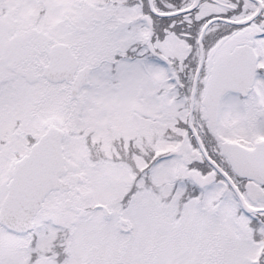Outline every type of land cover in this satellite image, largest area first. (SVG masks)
<instances>
[{"label": "snow or ice", "instance_id": "6c2138e0", "mask_svg": "<svg viewBox=\"0 0 264 264\" xmlns=\"http://www.w3.org/2000/svg\"><path fill=\"white\" fill-rule=\"evenodd\" d=\"M0 264H264V0H0Z\"/></svg>", "mask_w": 264, "mask_h": 264}]
</instances>
